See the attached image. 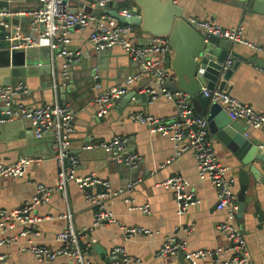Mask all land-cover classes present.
Wrapping results in <instances>:
<instances>
[{
	"label": "crops",
	"instance_id": "obj_1",
	"mask_svg": "<svg viewBox=\"0 0 264 264\" xmlns=\"http://www.w3.org/2000/svg\"><path fill=\"white\" fill-rule=\"evenodd\" d=\"M4 1V0H2ZM240 1V2H239ZM241 8L238 5H244ZM188 19H201L215 22L223 28L243 26L245 37L264 48V0H175ZM26 5V6H25ZM39 6V0H23L21 3L10 5L11 8H35ZM129 8H135V3L129 0ZM19 25V23L17 24ZM24 31L26 25H19ZM12 30V28H11ZM90 30L73 31L70 34V50L81 55V62L72 66L70 82L65 87L66 100L62 101L58 94L55 102L68 103L76 113V131L72 138L71 152L80 159L77 175L84 177L94 175L101 181L109 182L111 191H118L132 181L135 173L129 168L123 170L108 153L83 152L87 139L93 141H111L115 137H126L129 140L128 152L137 154L141 158L138 169V179L141 180L134 191L126 198L110 196L106 200V208L115 218L116 223H108L95 227L94 217L96 207L87 202L84 193L75 184L68 187V200L63 201L59 195L53 196L51 203L39 207L35 216L52 217L40 224L31 226L17 225L5 232L0 229V241L3 237L18 240L12 245L0 246V257H6V264H67L65 258H58L53 262H39L29 249L31 246H49L56 248V237L63 232L67 225V219L59 217L71 214L73 225L77 232L81 233V247L89 249L90 260L104 263V259L110 257L115 248L123 249L127 255L141 260V264H184L180 262L179 255H173L164 259H157L156 255L168 238H175L180 243H185L188 251L209 250L218 247H227L230 244L227 234L217 230L218 225L228 222L225 211L217 209L216 190L209 182H201L198 178L197 165L192 153L176 156L171 141L161 134L151 133L146 126L129 120L131 113H143L154 117L170 118L176 113L174 103L159 97L153 103H142V100L117 99L109 112L100 118L99 122L90 121L87 117H77L82 113L83 105L95 107L93 101L98 95L97 89H93L94 67L99 68L97 74L101 79V89L115 87L125 83L140 72L137 63L132 62L127 54L120 48L112 49L108 57L102 59L89 43ZM152 37L143 33L139 27H134L131 39L138 45H144ZM232 51L242 57L240 64L226 84L225 91L241 102L253 107L256 111L264 113V56L253 50L238 44H234ZM48 50H40L39 56L32 58L38 64L49 63L54 71H62L66 60L56 57H46ZM173 58L170 56V66ZM46 61V62H44ZM263 66H262V65ZM170 69L169 79L175 75ZM148 77H144L132 85L129 90L138 89L139 83ZM152 79V78H149ZM168 79V80H169ZM23 79L22 81H25ZM153 80V79H152ZM36 86L35 94L31 92L22 97V101L32 106L44 105L52 98L50 89L44 86V82H50L51 76L46 71L39 74V78H31ZM140 95H149L150 91L145 87ZM240 125L246 130L247 139L261 142L264 145V135L244 123ZM23 129L13 131L14 135L23 132ZM219 160L229 171L228 176L235 182L233 192L237 196L241 191L240 170L249 174V188L246 192L245 208L243 216L236 220L237 226L243 232L252 264H264V181L260 182L250 173L251 165L246 166L241 157L231 148V145L217 139H212ZM6 145L0 144V161L14 163L19 158V144L9 141ZM9 144V145H7ZM45 146V145H43ZM264 147V146H263ZM17 149V151H16ZM40 162L30 166L23 178H7L0 182V208L11 210L30 202L35 195V185L43 183L47 186L57 185L58 166L54 155L46 147L39 152ZM261 177L264 178V163L255 161L252 163ZM66 167H70L66 164ZM181 176L187 182L184 195L193 194L202 203L190 207L186 212H181V192L166 190L161 183L168 179ZM89 195H98L105 190L91 187ZM149 206V214H144L134 207ZM140 227L154 232L152 237L136 236L125 237L124 229ZM30 234L19 237L24 232ZM38 234V236H35ZM93 239V242H90ZM98 245L105 252L101 257L95 250ZM185 264H189L185 260ZM195 264H213L211 261H197Z\"/></svg>",
	"mask_w": 264,
	"mask_h": 264
},
{
	"label": "built area",
	"instance_id": "obj_2",
	"mask_svg": "<svg viewBox=\"0 0 264 264\" xmlns=\"http://www.w3.org/2000/svg\"><path fill=\"white\" fill-rule=\"evenodd\" d=\"M40 6L35 8H4L0 9V27L15 30L9 41L17 42L12 49L48 50L51 60L56 57L65 59L62 67L63 86L70 82V69L74 64L81 62V55L70 50L73 31L90 30L89 43L98 53L111 50L114 47L122 49L132 62L140 67V72L128 79L122 85L107 88L96 96L93 105L98 107V117L108 114L113 103L127 94L129 88L144 77L152 78L164 84L170 76V56L172 49L168 39L151 38L144 45H138L131 39L134 27L121 24L117 19L107 14H94L87 12L104 11L113 4H117L116 11L126 18L132 17L135 8H129V0H39ZM14 18L29 19V33L25 35L19 25H13ZM194 25L213 35L233 44L245 46L257 54L264 56V48L254 44L245 37L243 26L223 28L213 21L189 19ZM231 65V63H228ZM98 68L94 69L93 89H101L97 80ZM204 71L199 69L198 75L202 77ZM153 94L152 91H150ZM30 94L26 83L21 81L16 85L0 87V125H5L14 119L29 120L34 127L36 139H52L54 159L58 166L57 185L47 186L43 183L35 185V195L30 202L11 210L0 208V229L5 232L17 225L31 226L52 219V217L35 216L34 212L42 206L51 203L53 196L59 195L65 202L68 200V187L75 184L84 193L87 202L96 207L94 226L105 222L116 223L111 212L106 208V200L110 196L128 197L140 184V179L130 181L118 191H111L109 182L101 181L94 175L79 177L77 169L80 159L72 155L71 143L75 133L74 121L76 113L68 103L55 102L52 106L33 109L22 101L23 96ZM213 103L220 105L236 122L244 123L247 127L259 130L264 135V113L256 111L253 107L234 98L227 91L215 90L207 94ZM174 103L176 113L170 118L154 117L143 113H131L129 120L146 126L151 133H158L167 137L174 146L176 156L192 153L196 165L198 178L201 182H209L216 190L217 209L225 211L228 222L218 225L217 230L227 234L230 244L227 247H218L213 251L197 250L188 251L185 243H180L175 238H168L158 251L156 258L164 259L183 251L185 260L189 264L197 261H211L213 264H252L246 239L241 229L237 226L238 198L233 192L234 180L229 178V169L219 160L213 142L209 137L208 123L205 119L195 117L194 109L183 92L173 93L163 89L161 96ZM159 97L153 96V103ZM7 116L8 119H5ZM247 136V135H246ZM129 140L126 137H115L111 141H97L82 147L83 152H97L118 154L111 157L116 163L124 164L131 171L136 172L141 164V158L128 152ZM35 158H19L10 165H0V182L7 178H23L27 169L39 163ZM70 167H66V164ZM100 185L104 193L98 195L87 194V189ZM162 188L181 192L184 195L187 182L181 176H175L161 183ZM130 202L128 198L125 200ZM202 202L193 194L184 195L181 199V212H186L190 207L198 206ZM144 214H149V206L134 207ZM67 219L66 229L57 235L56 248L49 246H31L29 252L39 262H53L58 258H65L67 264H105L90 260L89 249L81 247V233L73 225V216L59 217ZM125 237L145 236L152 237L154 232L150 229L130 227L124 230ZM30 234L22 232L19 237ZM38 236V234H35ZM17 237H3L0 246L12 245ZM108 264H141V260L133 258L120 248H115L110 254ZM0 264H6V257H0Z\"/></svg>",
	"mask_w": 264,
	"mask_h": 264
},
{
	"label": "water",
	"instance_id": "obj_3",
	"mask_svg": "<svg viewBox=\"0 0 264 264\" xmlns=\"http://www.w3.org/2000/svg\"><path fill=\"white\" fill-rule=\"evenodd\" d=\"M22 1L23 0H0V9L11 8L9 7L10 5L14 6V4L21 3ZM132 1L135 3L138 10L132 11L131 18H126L119 14L116 11L118 8L117 4H113L109 9L104 11H91L89 7L86 11L93 12L97 15L107 14L117 19L121 24L139 27L143 33L152 38L168 39L173 51L170 67L175 76L164 84L147 78L139 83L137 90L125 94L120 97L119 100L134 99L136 101L142 100V103H147L150 102L153 96L161 97L164 88L173 93L183 92L187 95L194 109L195 117L207 121L209 137L214 140L219 139L231 145V148H234L233 150L241 157L243 163L246 166L251 165L250 173L254 175L255 179L263 182L264 178L261 177L259 171L252 165L255 161L264 163L263 143L247 139L245 137L246 130L240 125V122L233 121L227 112L220 105L213 103L207 95L209 92L215 90L224 91L227 82L230 81L233 73L238 68L240 59H243L232 51L234 44L227 40L209 35L205 30L192 24L186 17L183 9L175 3V0ZM242 3H244V5L238 6L244 8L245 2L241 1V4ZM11 22L13 25H17L18 23L19 25H26V29H24L23 33L28 35L29 19L14 18ZM14 32L15 30L0 27V87L13 86L23 79H26V85L31 95H34L36 86L30 79L39 78V74L42 71H46V73L51 76V81L44 82V86L51 91V101L44 105L35 104L30 107L37 109L52 106L58 94H61V100L65 101L67 90L62 83V72H53L52 66L48 62L38 64L36 61L32 60V58L39 56L40 51L36 49H12V46L17 44V42L9 41V38ZM111 50L101 53L96 52V54L100 55L102 59H105L111 53ZM47 54L46 57L51 56L49 51ZM229 62L231 65L228 64ZM94 68H96V66ZM199 69L204 71L202 77L198 75ZM97 83H101L100 77ZM145 87H147L149 91H152L153 94L140 95L139 93ZM104 90L103 88L100 89L98 94ZM82 107V113L77 117H87L90 121L95 122L100 121V118L97 117L98 107H88L87 105H83ZM4 118L8 119L7 116H4ZM75 126L76 124L74 121V127ZM19 129H23V132L14 135L13 131L16 132V130ZM74 135L75 133L72 138ZM9 141H15L20 145L19 148H17L19 157L37 158L43 147H46L55 155V152L52 150V139H36L34 136V127L29 120L14 119L5 125H0V144L6 145L5 143ZM92 142H94L92 139H87L86 141L87 144ZM97 152L104 153L103 151ZM117 154V152L108 153L110 157ZM10 164L12 163L0 161V165L3 166ZM119 167L123 170L127 169L124 164H119ZM239 172L241 191L238 196L237 219L243 216L246 192L249 188V174L242 169ZM137 178L138 170L132 175L131 180ZM129 182L130 181L126 184ZM96 187L102 188L100 185ZM87 191L89 192L91 189L89 188ZM90 242H93V239H90ZM92 250H95L101 257H105V252L98 245H94ZM178 255L180 262L185 264L186 254L183 251H179ZM109 262V257L104 259L105 264Z\"/></svg>",
	"mask_w": 264,
	"mask_h": 264
},
{
	"label": "rangeland",
	"instance_id": "obj_4",
	"mask_svg": "<svg viewBox=\"0 0 264 264\" xmlns=\"http://www.w3.org/2000/svg\"><path fill=\"white\" fill-rule=\"evenodd\" d=\"M199 29V28H198ZM200 30V29H199ZM33 60V59H32ZM34 61H35V59H34Z\"/></svg>",
	"mask_w": 264,
	"mask_h": 264
}]
</instances>
